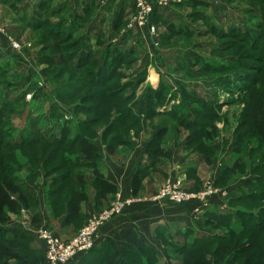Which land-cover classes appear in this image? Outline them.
<instances>
[{
  "label": "rangeland",
  "instance_id": "1",
  "mask_svg": "<svg viewBox=\"0 0 264 264\" xmlns=\"http://www.w3.org/2000/svg\"><path fill=\"white\" fill-rule=\"evenodd\" d=\"M36 1L0 0V133H2L0 135V162H8L12 165L11 172L23 184L28 203L27 208L19 206L16 215H7L9 221L3 225L0 224V227L12 232L16 228L31 231L28 233L31 240L25 242L24 252L28 255L29 260L33 259L34 264H46V260H44L46 246L40 239L43 232H50L60 242H68L86 226L88 221L97 215L109 210L108 213H110L119 207L118 211L112 213L102 225H97L99 227L96 235H99L103 228L121 219L134 208L151 211L158 206H163V203L149 202L147 198L157 195L166 180L179 178L183 183V192L192 196V202L186 205L187 207L185 205L180 207H184L185 211L188 210L195 215L194 219L188 221L189 224L183 223V225L202 232L200 230L203 223L202 218L199 219V226L192 225L198 221L200 214L213 201L218 200L219 205L223 207L227 189L238 188L244 182L252 179L256 172L253 170L260 163H264V154L261 160L254 159L250 155L251 146L239 154L236 153V157L231 156L230 160L227 158L233 150L235 134L241 127L243 111H245L247 102L251 101L250 95L253 93V90H250L248 98L247 96L242 97L238 95L237 89L246 86L247 89H252L256 87L255 80H264V42L259 44L253 37H250L251 41L248 42L235 41L231 38L217 39L212 32L213 30L228 32L230 28L256 30L258 24L259 29L263 30L262 19L251 15L252 10L260 11L263 15L261 11L263 3L260 0H187L194 3V6L174 5L166 8L165 12L162 11L163 19L168 21H171L170 16H177V19L173 20L175 24L170 27H167L166 24L162 25L160 22H154V24L152 22L150 25L149 22L145 27L134 28L133 26V29H127L126 21L123 29L120 26L121 29L112 40L114 49L120 45L119 42L122 43L123 35H126L128 40L120 47L124 50L132 48V53L125 57V60L120 63L121 65L119 64L120 74L114 79V84L117 83L122 87V90L119 94L113 87L111 90H105L103 100L98 99L96 93H102L101 91L104 89L100 90L99 87L90 85L87 76H83L89 68L83 67L72 73L70 63L64 57H62V64L60 62L56 65L40 64L36 60L38 56L47 55L43 48L49 45L45 37L47 24L42 26L41 30L34 31L27 26V21L33 19L32 9L35 8L33 6L37 4ZM65 1L55 0V5L52 8L58 7ZM96 1L89 0L87 2V4L91 2L90 6H87L89 11L85 14L87 22L91 21V15H94L93 9ZM26 3L28 7L24 10ZM126 11L125 19L127 20L132 16L130 3ZM193 13H196L195 15L200 19L194 22L192 20L195 17ZM37 21L32 20L31 25L36 24ZM112 22L113 18L111 17L107 21H103L102 26L104 27L101 30L103 35L94 42V46L98 41H105V38L109 37ZM83 24L85 29V22ZM125 30L130 34L122 33ZM176 32L179 34H175ZM85 34L86 29L75 34L74 37L77 39ZM252 41L257 48L250 46ZM12 43L18 45L17 50L11 47ZM96 48L90 51L91 54L99 51L98 56H100L105 51L103 47L97 46ZM59 61H61L60 58ZM227 64L230 66L229 68L233 67L234 69L203 71L204 73L200 72V76L195 74L200 67L205 65L220 68V65ZM75 83L79 86L78 89L72 92L71 97L65 96L68 91L67 86H72ZM161 83L166 89L161 90L160 93L158 89ZM231 84L236 87L233 89V93L230 92L232 89L227 87ZM179 88L189 94L196 93L209 102L216 101L215 105L218 108L212 110L215 115L213 122L216 130L212 132L215 134L210 142V149L214 153L211 159L194 153L195 150L192 148L190 150L186 148V139L190 132L183 128H177L175 122L166 115H153L148 120L140 119L143 121L136 123H131L121 116L122 109L129 101L128 99L124 102L127 95H134L131 96L132 102H137L145 96L148 90L159 92L158 104L152 108V111L169 112L172 108L180 106L178 103L182 94L180 95ZM27 95L31 96L29 100H26ZM109 97H113V99H109ZM113 102L119 104L117 105L119 109L114 106L111 113L108 112L110 115L106 114V110ZM7 108H11L12 112H3ZM182 109V113L187 110L184 107ZM71 118H77V121L83 122L85 128L81 130L82 135L88 137L98 147L102 155L99 163L105 157L121 167L126 164V159L119 149L125 146L118 147L119 144L116 140L121 137L119 141H129L128 146L126 143V148L131 149L130 142L133 144L135 141L152 139L155 131L159 129L158 126L164 123L166 129L165 133L164 130L160 132L161 142L169 150L170 159L164 162L165 166L155 168L150 175L147 173V176L142 180L137 179L135 184L131 181L130 193L123 194L119 191L118 194V189L111 186L114 193L112 194L110 191L109 194L103 195L100 201V199L97 200L96 190L89 185L86 186L87 183L84 187L76 188L78 192L83 191L84 195L79 208V217L70 218L67 216L68 198L71 194L69 187L71 186L72 189V186L75 185H71L69 177L73 176L74 178L76 173H85L91 176V171L77 167V169L69 171L68 167L71 164L66 165L64 161L61 166H57L59 160L73 159L75 156L73 151H68L69 153L65 154V147L58 148L42 143L9 147L7 142L18 143L22 139V135L25 137L36 136L34 131H39L37 134L44 136L52 134L57 137L62 128L66 127L72 132L65 141L69 146L68 143L74 139V133L78 132L74 125L75 120H70ZM111 123L112 125H110ZM129 124L132 125L131 128H129ZM5 129L14 131V136L6 137ZM206 131L208 134V128L205 129ZM251 141L255 142L254 139ZM250 144L254 146V143L249 141ZM109 145H116L113 157L106 152ZM71 148L73 149L74 146ZM260 150L264 153V147ZM224 154L225 162L222 163ZM237 157L238 159H236ZM182 161H184L185 167L182 165ZM235 164H239V168L244 166V170L240 168L241 170H238V173L226 184L227 187L217 185L214 180L222 169ZM188 168L196 169V171L188 170ZM99 170L107 179L105 167L100 165ZM216 171L217 174H215ZM144 182L147 183L145 189ZM209 187L216 189L217 193L206 194ZM143 189L149 190V192L141 194L140 191ZM62 193L64 196L61 195ZM116 202L121 206L115 207L114 205L112 207ZM203 203H206L207 206H201ZM165 205L171 204L165 203ZM236 206L257 212L260 217L259 221H261L258 232L248 230L253 234L250 236V240H242L245 248L243 252L238 253L237 256L235 253L233 255L224 254V256L216 253L214 259L217 260L211 264H242L244 261L251 264L248 258H253L255 255L264 259V200L251 205ZM87 210H89V215H86ZM196 214L198 215L196 216ZM248 229L250 228L248 227ZM154 233L155 231H152L148 243L161 258L160 263L178 264L175 261L178 257L171 254L172 250L168 248L164 240L161 243V240L155 239ZM212 233L221 236L227 235L221 230ZM164 235L166 236L165 233ZM215 247L217 246L210 247L209 250L212 251ZM31 248H35V251ZM84 255L75 254L64 264H80ZM219 258L221 260L224 258V261L219 263ZM128 260L130 263H134L132 256H125L124 259L120 258L117 264H126L125 261ZM7 263L18 264L13 261Z\"/></svg>",
  "mask_w": 264,
  "mask_h": 264
},
{
  "label": "trees",
  "instance_id": "2",
  "mask_svg": "<svg viewBox=\"0 0 264 264\" xmlns=\"http://www.w3.org/2000/svg\"><path fill=\"white\" fill-rule=\"evenodd\" d=\"M54 1L55 0H39V2L33 6L35 8L32 9L33 19L31 18L32 20H38L37 23H34L33 26L31 25L32 20L27 21V26L30 27L32 31L41 30L42 26L47 24L45 37L49 45L43 48L47 55L44 56L41 54L42 56L36 57V60L40 64L56 65V63L60 62L62 64V57H64L66 61L70 63V71L72 73L77 72L83 67L89 68L83 76H87V79L90 80V85L97 86L100 90H102V88L104 89L101 91L102 93H96L98 99L101 98L104 100V91L107 89L111 90L112 87L119 94L122 87L118 86L117 83L114 84V79L120 74L121 67L119 64L125 60V57L132 53V48L124 50L120 47L122 43L124 44L127 42L128 36L126 35H123V39H121L122 43L119 42L120 45H117L114 49L111 48L112 40L116 37V33L119 32L121 27L123 29L126 24V19H124L122 13H119L115 18V22H112L109 37H106L105 41H98L96 44V46L103 47V50H105L103 54L100 55L102 57H100L98 56L99 51L96 53L93 50L95 53L91 54L90 51L93 48L88 44L90 32L93 30V24L96 20L93 19L95 14H92L91 21L87 22L85 16L89 11V8H87L84 9L80 15L72 16L69 20L65 15V13H68V9L66 5L63 4L64 2L53 9L52 6ZM260 2L263 3L261 11L264 15V0H260ZM185 4L187 7L194 6V3L191 2H186L184 5ZM184 5L180 4L176 6L183 7ZM24 7V10H26L28 7L27 3L24 4ZM166 10L167 9H162L155 12L150 23L153 22L154 24V22H160L162 25L166 24L167 27L175 24L173 20L174 18L177 19V16H170L169 19L171 21L163 19L162 11L165 12ZM35 14H37V16H35ZM193 14L195 15L196 13ZM251 15H253V17H260V19H262L261 23H263L262 27H264V16L260 11L252 10ZM199 19L200 17L195 15L192 20L195 22V20ZM105 21H107V19ZM83 22L86 24V34L76 39L74 37L75 34L85 30ZM100 25H103V22ZM256 26L258 27V29L256 27V30L252 28H230L228 32H221L219 30L218 32L215 30L212 32L214 33L213 36L217 39L231 38L235 41L240 40L242 42H248L251 41L249 38L253 37L260 44V42H264V29H259V24ZM122 33H126V30L122 31ZM175 34H179V32ZM102 35L101 32L96 40ZM250 46L257 48L253 41L250 43ZM59 58L61 61H59ZM219 67L220 68L213 65L209 67L205 65L204 67H200L195 74L196 76H200V72L204 73L203 71L214 72L217 69L220 71H230L234 69L233 67L229 68L230 66L228 64L220 65ZM128 86L130 87L131 85L129 84ZM229 86L227 87L231 88L232 90H230V92L233 93V89L236 87H233L232 84ZM255 86L256 87L252 89H247V86L237 89L239 91L237 92L238 95L242 97L247 96L248 98L250 90H253V93L250 95L251 101L247 102L245 111H243L241 127L238 128L239 131L235 134L233 150L230 153L233 157H236V153L239 154L242 150L245 151L251 146L249 151L250 155L254 159H263L262 155L264 153L260 148L264 147V80H255ZM78 87L76 83L72 86H67L68 91L65 96L71 97V94H73L72 92L77 90ZM164 89H166V87L161 83L158 91L161 93V90ZM182 90L183 89L179 88L180 95L182 94L180 102L178 103L180 106L172 108L169 112L152 111V108L158 104L157 98L159 92L155 93L156 91H153V93L148 90L145 96L137 102H132L133 98H131V96L133 97L134 95H127L124 102L128 99L131 102H127L126 106L122 109L123 113H121V116L131 121V123H136L143 121L140 119L148 120L153 117V115H166L175 122L177 128H183L190 132V135L186 139V148L189 150L192 148L195 150L194 153L201 154L211 159L214 153H212L210 149V142L213 140V135L215 134L212 132L216 130L214 128L215 123L213 122L215 115L212 110L218 108V106L215 105L216 101L209 102L196 93L189 94L185 90ZM110 98L113 99V97H109V99ZM117 105L119 104H114L113 102L110 108L106 110V114L109 111L111 113L114 106ZM183 107L187 109L184 113H182ZM117 109H119L118 106ZM10 111L12 112V109L7 108L3 112ZM70 120H75L74 125L78 132L74 133V139L72 142L68 143L69 146H67L65 141L71 131L66 127L62 128L60 135L57 137H54L52 134L49 136L39 135L37 134L38 132L35 131L34 133H36V136L31 135L25 137L22 135V139L18 143L8 141L7 145L9 147H17L30 143H42L48 146H57L58 148L61 146L65 147V154H68V151H73V153H75L73 159L67 158L61 161L59 160L57 166H61L64 161L66 165L68 163L71 164V166L68 167L69 171L77 168H86L91 171V176L85 173H76L74 178L73 176L71 178L69 177V182H71V185L75 186H72V189L71 186L69 187V192L71 194H69L70 197L68 198L67 216L70 218H77L80 214L79 208L84 194L83 191L78 192L76 188L84 187L85 183H87L86 186L89 185L96 190L97 200L100 199V201L102 200V196L109 194L110 191L113 194L114 189L111 188L112 185L104 177L103 172L99 170L98 166L102 155L98 147L88 137L82 135L81 130L85 128L83 122L77 121V118H71ZM70 120H68V122ZM110 125H112V123ZM131 126L132 125L129 124V128H131ZM158 128L159 129L152 137L146 149L148 163L144 166L137 167L132 178L133 184L136 183L137 179L142 180L147 176V173L152 172L158 165H163L164 162L170 159V152L164 147V144H162V135L160 134L161 130H164L163 132L165 133L166 126H164L163 123L158 126ZM207 128L209 131L208 134L207 131L205 132ZM5 131L6 137L10 138L14 136V131L10 129H5ZM0 135H2V133H0ZM120 139L121 137L116 140V142H118L117 144H119L118 147H126V143L127 146L129 145V141H119ZM252 139H254L255 142L251 141ZM249 141L250 143H254V146H252V144L249 145ZM72 146H74L73 149L71 148ZM115 146L116 145H109V147L106 148V152L109 156L114 155ZM236 159H238V157ZM11 166L12 165L8 162H0V224L2 225L9 221L7 215H16L19 206L27 208L28 205L23 184L20 183L16 179L14 173L11 172ZM238 166L239 164H235L232 167L227 166L223 168L214 182L217 185L227 187L226 184L238 173V170H244V166L240 167L241 169ZM188 170L193 171L194 169L188 168ZM255 170L256 172H254ZM253 172L254 177L252 179L244 182L238 188L227 189V194L224 197V205L221 210L208 209V207L205 209V212L201 216L203 223L200 230L202 232L191 227L183 229L179 227L174 234H168V229L166 227H157L154 229V238L158 241L161 240V243L163 240L167 243L168 248L172 250L171 254L178 257V259H175L178 264H211V262H216L217 260L214 259L216 258V253L222 256H224V254L230 253L233 255V253H235L237 256L238 253L245 250L242 240L251 239L250 236L253 233H249L248 230H255L258 232V226L261 224L257 212L254 210V212L252 210L248 211L245 208L236 206L241 204L251 205L254 202L264 200V163L257 165ZM222 182H224V184H222ZM61 195L64 196V193ZM248 227L250 229H248ZM216 230H221L223 233L226 232L227 235L221 236L212 233ZM120 238L125 243L124 245L116 246L113 240L110 239L104 240L99 246L94 245L93 248L84 255L80 264H117L119 263V259H124L125 256H132L134 260V263H130L129 260L125 261L126 264H161V258L157 255L154 248L150 247L149 243L142 240L135 230L131 228L123 229L120 232ZM30 240L31 238L29 235L20 233H14V235L9 236L6 231L0 227V264H8L7 262L9 261L17 262L18 264H34L35 262H33V259L29 260L28 255L24 252V244L26 241L30 242ZM213 246L217 247L212 251L209 250V248ZM31 250L35 251V248H31ZM222 261H224V258L223 260L220 259L219 263ZM248 261L251 264H264V259L258 258L256 255L253 258H248ZM168 263L173 264L170 262ZM242 264L249 263L244 261Z\"/></svg>",
  "mask_w": 264,
  "mask_h": 264
},
{
  "label": "crops",
  "instance_id": "3",
  "mask_svg": "<svg viewBox=\"0 0 264 264\" xmlns=\"http://www.w3.org/2000/svg\"><path fill=\"white\" fill-rule=\"evenodd\" d=\"M88 1L89 0H66L63 3L66 5V8L68 9V13H65L66 18L70 20L72 16L80 15L84 9H87V6H90L91 2H89L90 4L89 3L87 4ZM36 2H39V0H37ZM129 3L130 0L129 1L128 0H97L96 1V4L93 9V12L95 14L93 19L96 20L93 24V30H91L88 39V44H90L92 48L97 49L96 48L97 46H94L93 44L96 41L97 36L101 33L102 25L100 24L106 19H109L110 17L113 18V22H115V18L119 13H122L125 19L127 12L126 10ZM150 141L151 138L150 139L148 138L146 141H140V140L135 141L133 142V144H131L132 146L131 149H127L126 147L119 149V152L124 154L126 159V164L123 167L117 166L109 158H105V157L103 158L101 163H99V167L100 165L101 166L103 165L105 167L106 177L109 183L112 185V187H116L118 189L117 190L118 194L119 191L123 192V194L131 192V181L137 167L144 166L148 163L146 149ZM227 158L229 160L232 159L231 154L227 156ZM224 160H225V154L224 157L222 158V163L225 162ZM182 165H184L185 167L184 161H182ZM162 166L165 165H158L157 167H162ZM193 171H196V169H194ZM215 174H217V171L215 172ZM143 185L145 189V185H147V183L144 182ZM144 189L140 191L141 194H145L149 192V190H144ZM217 201H213L212 204L208 206V209L212 208L215 210H221L223 207H221L219 205V201L218 202ZM183 208L184 207L175 206V205H165V204L163 206H158L155 209H151V211L140 210L141 208H134L128 213H126L121 219L103 228L102 231L99 232V235H97L95 246H99L106 239L113 240L116 246L118 245V243H119L118 246L124 245L125 243L120 238V232L123 229H127V228H131L135 230L139 234L141 239L147 243L149 242V239H151L150 235L152 234V231H154V229L157 227H166L168 231L170 230L169 233L174 234L179 227H181L182 229L187 227L184 226L183 223L189 224L188 221H191L192 219L195 218L194 217L195 215L193 213H190L188 210L185 211ZM88 212L89 210H87L86 215L90 214ZM204 212L205 210L203 211V213ZM202 214H200L198 221H196V223L192 225L199 226L198 222ZM197 215L198 214H196V216ZM4 230L9 236L14 235V233H20L25 235L31 233V231H28V229H20V228H16L13 232L7 229Z\"/></svg>",
  "mask_w": 264,
  "mask_h": 264
},
{
  "label": "built area",
  "instance_id": "4",
  "mask_svg": "<svg viewBox=\"0 0 264 264\" xmlns=\"http://www.w3.org/2000/svg\"><path fill=\"white\" fill-rule=\"evenodd\" d=\"M188 2L187 0H130L132 5V16L128 18L127 29L145 27L150 21L155 12L161 9H166L174 5H180ZM151 25V23H150ZM11 47L17 50L18 45L12 43ZM31 98L30 95L26 96V100ZM216 189L208 188L206 194H216ZM149 202L169 203L175 206H183L192 202V196L183 192V183L179 178L168 179L160 188L157 195L148 197ZM121 206L114 203L112 207ZM201 206L206 207L207 204L203 203ZM111 207V208H112ZM119 207L112 210L110 213L106 211L101 215H97L87 222L86 226L70 241L60 242L54 236L45 231L42 233L40 239L45 243V256L46 264H64L68 262L75 254L84 255L93 248L96 242V233L98 227L102 225L109 216L117 212ZM108 213V214H107ZM99 224V226H97Z\"/></svg>",
  "mask_w": 264,
  "mask_h": 264
}]
</instances>
